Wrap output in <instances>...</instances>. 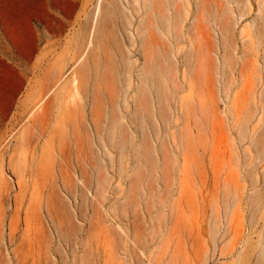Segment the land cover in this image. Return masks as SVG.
<instances>
[{"label": "rangeland", "instance_id": "374dc122", "mask_svg": "<svg viewBox=\"0 0 264 264\" xmlns=\"http://www.w3.org/2000/svg\"><path fill=\"white\" fill-rule=\"evenodd\" d=\"M0 264H264V0H0Z\"/></svg>", "mask_w": 264, "mask_h": 264}]
</instances>
